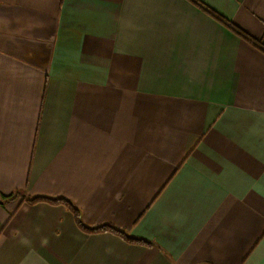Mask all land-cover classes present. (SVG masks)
I'll list each match as a JSON object with an SVG mask.
<instances>
[{
	"label": "crops",
	"instance_id": "0c3cea01",
	"mask_svg": "<svg viewBox=\"0 0 264 264\" xmlns=\"http://www.w3.org/2000/svg\"><path fill=\"white\" fill-rule=\"evenodd\" d=\"M235 29L264 46V0H0V264H264V51Z\"/></svg>",
	"mask_w": 264,
	"mask_h": 264
},
{
	"label": "trees",
	"instance_id": "16d2710c",
	"mask_svg": "<svg viewBox=\"0 0 264 264\" xmlns=\"http://www.w3.org/2000/svg\"><path fill=\"white\" fill-rule=\"evenodd\" d=\"M235 32H237V34L240 37H242L243 39H245L246 41L251 43L256 48L264 51V46H263V44L260 41L252 39L251 37H249L247 34L242 32L241 30L235 29ZM12 197L13 196L0 195V198L6 199V200H8V199H10ZM32 202H34V203H36V202H47V203H50V204H53V205H64V206H66L69 210H71L74 213L78 225L84 231H86L87 233L97 234V233H103V232H111L113 234H116V235L122 237L123 239H125V241H128L130 243H137V244H143V245H152L151 243L146 242L144 240L135 239V238L129 236L128 234H126L125 232L120 231V230H118V229H116V228H114L112 226H109V225L102 226V227H99V228H94V229L87 228L82 222L79 210L70 201H67V200H64V199H48V198L38 197V198H34L32 200Z\"/></svg>",
	"mask_w": 264,
	"mask_h": 264
}]
</instances>
